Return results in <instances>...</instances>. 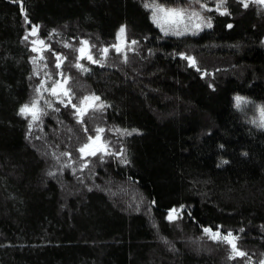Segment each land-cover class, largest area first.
<instances>
[{"label":"trees","instance_id":"trees-1","mask_svg":"<svg viewBox=\"0 0 264 264\" xmlns=\"http://www.w3.org/2000/svg\"><path fill=\"white\" fill-rule=\"evenodd\" d=\"M227 7L210 30L176 37L142 0H0V264H259L264 13ZM85 40L99 62L84 72L73 65ZM58 69L70 103L45 90ZM93 94L105 106L78 116L72 105ZM33 100L35 122L19 114ZM97 128L109 150L82 159ZM205 228L232 232L246 255Z\"/></svg>","mask_w":264,"mask_h":264},{"label":"snow or ice","instance_id":"snow-or-ice-1","mask_svg":"<svg viewBox=\"0 0 264 264\" xmlns=\"http://www.w3.org/2000/svg\"><path fill=\"white\" fill-rule=\"evenodd\" d=\"M196 3H199V0H195ZM241 4L243 5L244 8L248 7V3L245 2V0H240ZM255 2L264 4V0H255ZM226 3V0H220V3L217 4L216 10L221 14V15H225L228 14V10L226 7H223L224 4ZM145 8H149L151 7L153 9V13H152V17L154 22L158 23L159 26V20L160 17L157 15V12L160 13H165L166 16H175V17H182L184 12L186 10L184 9H173V8H168L167 10H165L164 7L156 5V4H152L149 5L148 3H145ZM200 7L202 9H204L206 7L205 4H201ZM221 8H223V11H221ZM208 11H212V9H207ZM189 16H195V17H201V13L200 12H196L193 11L192 13L189 14ZM202 19V23H206L207 27H211V18H207L206 22ZM25 20L27 21V16L25 15ZM30 23V22H29ZM175 23L177 24L176 29L173 30V34L176 35H181L183 34V32L179 29V24L183 23V20L180 19L178 21H175ZM201 25H196V27H200ZM228 27H231V25H228ZM162 30H164L162 28ZM187 25H185L184 27V31H187ZM38 31L37 26L33 25L32 30L29 32L28 35H26L24 37L25 40H28L30 35L35 34ZM125 33V27H121L119 29V32L117 34V39L119 40ZM165 34H167V31L165 32ZM30 43H32L33 45H36L37 43L43 45L45 42L43 39H37V40H32L30 41ZM132 44L137 43V41L133 40L131 41ZM82 46L78 49H74L75 52H77L79 55L77 56V60L80 59H87L90 63H98L99 60L94 58L93 54L91 53L90 49L87 48L88 46V41H82L81 42ZM66 47H70V45H65ZM113 47L115 48V50L117 52H121V48L119 47V45H113ZM32 51L36 52L38 51V49L34 46L32 48ZM100 52L103 53L104 56L107 55L109 49L108 48H104L102 50H99ZM40 59H44L43 56L39 57ZM187 59V57H185ZM127 59V57L125 56V60ZM56 60L57 61H61L62 57L57 55L56 56ZM33 63H36V58H33ZM74 67H76L77 69H80L82 71H87V68L84 67V65L80 64L79 62L75 63L73 65ZM56 67L59 68L60 67V63H56ZM58 75L61 77V80H55L53 81L52 87L51 89H45L46 91H49L51 94L53 95H57V98L59 99V102L64 104L65 101L63 98L60 97V94L57 92V89L60 88L62 90V94L64 97H69V103H70V90L69 89H64L63 88V84H66L68 79H70V77H66L64 75V73H58ZM41 88L44 87L43 84H41L40 86ZM37 91H39V89H37ZM42 98V97H41ZM96 101H100V97L99 96H95L93 95H89V96H84L79 102L78 104L72 105V107L75 109L76 113L78 116H81L83 114H86L87 110L89 108H93L94 110H98L103 108L105 105L103 103H100L99 105H96L95 102ZM235 101H236V107L239 108L241 106V104H247L248 101L240 96L235 97ZM38 100H33L30 104H25L23 105L20 110H19V114L24 116L25 118L28 117V115L30 114L32 117V121L35 122L36 120L39 119V116L37 115L36 109L38 106ZM46 103L51 106L50 102L46 101ZM65 106H67V104H65ZM58 110V109H57ZM260 112V118L258 121H252L253 123H256L258 127H262L264 128V107H261L259 109ZM78 122L83 123V119L81 118ZM31 127V124L29 125ZM85 131H87V129H85ZM97 135L95 137L89 136L87 138V142H85L79 149L78 151L81 153L82 157H87V156H94L96 155L97 151H105L106 146L102 145L100 148L97 149H93V145L100 140V133L104 132L103 128H97L95 129ZM118 132H120L122 135H132V132H128L127 130H119L117 129ZM136 131V130H133ZM62 155H69L68 153H62ZM66 166H70V165H66ZM85 167L87 165H84ZM176 209H172V212H176ZM169 220L173 219V216L171 214H169ZM205 233H208L211 235V238L213 239H219L222 242L228 243L230 244V246L232 247V249L236 252L237 255L239 256H245L246 253L244 252H240L237 250V245L235 243L236 240H238V237L233 236L232 232H227L226 235L221 236L220 232H212L211 229L209 228H205L204 229Z\"/></svg>","mask_w":264,"mask_h":264},{"label":"rangeland","instance_id":"rangeland-1","mask_svg":"<svg viewBox=\"0 0 264 264\" xmlns=\"http://www.w3.org/2000/svg\"><path fill=\"white\" fill-rule=\"evenodd\" d=\"M142 1H143L144 5H145V3H148L149 5L156 4V5L164 7L165 10H167L168 8L186 10L182 17L166 16L165 13L157 12V15L160 17L159 26H158V23L154 22L153 17H152L153 9L151 7L147 8L151 12V19L155 23L156 27H158L160 29V31L163 32L164 34L167 31V34H165V35H170V36L179 37L181 35L200 34L204 30H210L212 28V26L211 27H207L206 23H202V19L201 18H203V20L205 22H206L207 18H211V25H212L213 24V19H212L213 13L220 14L216 10L217 4L220 3V0H199V3H196L195 0H170V1L167 0V2H158V1H154V0H142ZM238 1L240 2V0H238ZM227 2H228V0H226V3L224 4L223 7H226L227 10H228ZM245 2L248 3V5L257 6L258 9L261 12L264 13V4L255 2V0H245ZM201 4H205L206 7L204 9H202L200 7ZM207 9H212V11H208ZM193 11L200 12L201 13V17H195V16H191L190 17L189 14L192 13ZM221 11H223V8H221ZM180 19L183 20V23L179 24V29L183 32V34H181V35L173 34V30L176 29V27H177V24L175 23V21H178ZM198 24L201 25V26L200 27H196V25H198ZM185 25H187V29H188L187 31H184ZM162 28L164 30H162ZM125 35L126 34L124 33V35L119 40L117 39L116 44H115V45H119V47L121 48L122 51H124L125 47L127 46L126 45L127 42H126ZM34 46H36V48L38 49V53H41V50L43 49V46H41V44H39V43H37ZM87 48L90 49L88 46H87ZM92 54H93V56L95 58V54L94 53H92ZM40 56H38L39 60H40V58H39ZM103 57H105V56L103 55ZM65 61L66 60H64V59H62L61 61H57L56 60V63H60V65H62ZM78 62L80 64L84 65V67L87 68V71L89 70V68L86 67L85 66L86 64L84 63V62L90 63L87 59H80V60H78ZM92 64H94V63H92ZM90 65H91V63H90ZM55 67H56V64H55ZM78 70L80 71V69H78ZM61 72L64 73L62 70H59V73H61ZM64 75L66 77H69L65 73H64ZM56 77L57 78L55 80H61V77L58 74H56ZM44 83H45V81H44ZM70 83H71V78L68 79L66 84H63V88L64 89H69ZM52 84L50 85V89L52 87ZM57 92L60 94L61 98L64 97L63 94H62V90L60 88L57 89ZM71 94H73V92H71V90H70V97H72ZM67 98L69 99V97H67ZM95 104L99 105L100 103L99 102L97 103V101H96ZM40 110H41V107H40V105L38 103V106H37V109H36V112H37L38 116H39V113H40L39 111ZM40 118L41 117L39 116V119ZM36 121H38V120H36ZM128 132H134V131L133 130H128ZM96 135H94V136H96ZM99 135H101V134H99ZM101 141H102V137L100 136V140L96 142V143H99V145H98L99 148L102 146L100 144ZM95 144L93 145V148H95ZM105 150L106 151L109 150L108 146H106ZM80 156H81L82 159L85 158V157H82V155H80ZM85 164H87V163H85ZM169 214H171L173 216V219L169 220V218H168V220L169 221H176L179 218V216H180V210H177L176 212H170ZM168 217H169V215H168ZM235 253H234V255H235ZM236 256L239 257V255H237V254H236ZM240 257H242V256H240ZM258 263L259 264H264V258L261 259L260 261H258Z\"/></svg>","mask_w":264,"mask_h":264},{"label":"water","instance_id":"water-1","mask_svg":"<svg viewBox=\"0 0 264 264\" xmlns=\"http://www.w3.org/2000/svg\"><path fill=\"white\" fill-rule=\"evenodd\" d=\"M98 145H99V143H96V144H95V148H93V149H97V148H99ZM104 152H106V150H105Z\"/></svg>","mask_w":264,"mask_h":264},{"label":"flooded vegetation","instance_id":"flooded-vegetation-1","mask_svg":"<svg viewBox=\"0 0 264 264\" xmlns=\"http://www.w3.org/2000/svg\"><path fill=\"white\" fill-rule=\"evenodd\" d=\"M99 147V146H98Z\"/></svg>","mask_w":264,"mask_h":264}]
</instances>
